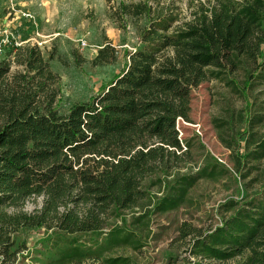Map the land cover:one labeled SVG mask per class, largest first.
<instances>
[{"label":"trees","instance_id":"obj_1","mask_svg":"<svg viewBox=\"0 0 264 264\" xmlns=\"http://www.w3.org/2000/svg\"><path fill=\"white\" fill-rule=\"evenodd\" d=\"M157 8L119 3L121 18L146 17L141 47L126 52L121 71L96 95L65 112L54 106V75L37 47L15 59L22 72L10 75V61L0 60V264L14 263L11 235L24 227L68 234L109 229L110 247L136 246L153 214L188 202L200 179L231 174L208 152L197 164L178 125L191 122L190 92L201 82L221 81L245 101L248 89L264 85V0L198 2L191 18L173 28V13ZM113 60L107 43L94 62ZM240 72L247 79L238 85ZM236 116L244 121L236 132L229 119L212 124L231 150L232 177L243 193L218 203L209 228L181 224L180 238H189L183 264H264V135L254 130L264 112ZM36 197L39 205L23 210ZM126 213L133 215L130 230L111 227ZM55 264L131 260L70 245Z\"/></svg>","mask_w":264,"mask_h":264},{"label":"rangeland","instance_id":"obj_2","mask_svg":"<svg viewBox=\"0 0 264 264\" xmlns=\"http://www.w3.org/2000/svg\"><path fill=\"white\" fill-rule=\"evenodd\" d=\"M212 1L0 0V60L10 61V75L22 72L24 65L15 59H22L25 48L37 47L54 75L50 82L58 91L54 106L59 112H65L74 102L96 95L121 71L126 62V52L141 47L139 30L146 25L147 19L143 16L136 19L125 16L126 20L121 18L119 3L146 2L158 5L157 10L161 13L170 10L174 16L173 28L191 18L195 3ZM3 40L6 43H2ZM107 43L114 47L115 60L95 63L99 49ZM260 52H264V44ZM234 77L238 85L247 79L244 72ZM190 93L191 122L181 121L178 126L181 135L191 144L194 161L204 163V154L208 152L231 174L213 180L200 179L190 190L188 202L174 210L153 214L148 230L136 246L124 249L110 247L106 240L109 229L100 233L68 234L45 227L20 228L11 235L13 264H55L60 253L70 245H76L81 250L96 251L100 258L128 256L131 264H183L181 259L188 256L189 238H180L181 224L187 222L207 229L218 220L215 210L218 203L243 193L242 183H237L232 177L235 172L232 169L231 150L219 140L212 119H229L236 132L244 126V121L237 119V113L245 116L255 111L264 112V85L248 89L247 101L213 78L201 82ZM254 130L264 135V123ZM39 203V197L29 199L23 210L29 212ZM132 216L126 213L123 220H114L111 227L130 230Z\"/></svg>","mask_w":264,"mask_h":264},{"label":"built area","instance_id":"obj_3","mask_svg":"<svg viewBox=\"0 0 264 264\" xmlns=\"http://www.w3.org/2000/svg\"><path fill=\"white\" fill-rule=\"evenodd\" d=\"M2 43H6V41L3 40ZM82 44H84V43H82ZM1 51H2V47L0 46V52H1Z\"/></svg>","mask_w":264,"mask_h":264}]
</instances>
